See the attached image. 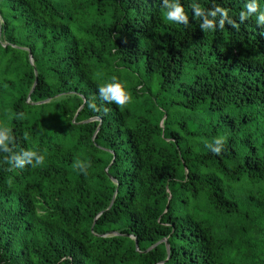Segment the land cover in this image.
Segmentation results:
<instances>
[{
	"label": "trees",
	"instance_id": "1",
	"mask_svg": "<svg viewBox=\"0 0 264 264\" xmlns=\"http://www.w3.org/2000/svg\"><path fill=\"white\" fill-rule=\"evenodd\" d=\"M0 20V264H264V0Z\"/></svg>",
	"mask_w": 264,
	"mask_h": 264
},
{
	"label": "water",
	"instance_id": "2",
	"mask_svg": "<svg viewBox=\"0 0 264 264\" xmlns=\"http://www.w3.org/2000/svg\"><path fill=\"white\" fill-rule=\"evenodd\" d=\"M0 24H1V20H0ZM29 61H30V64L31 65H33V59H32V56H31V54L29 53ZM34 73H35V76H36V71L34 70ZM35 84H36V80H35V82H34V85H33V87L35 86ZM33 90V89H32ZM32 92V91H31ZM31 94V93H30ZM29 97V96H28ZM98 130V129H97ZM105 172L107 173V169H105ZM108 175V174H107ZM109 176V175H108ZM109 178L113 181V182H115V180L113 179V178H111L110 176H109ZM115 196V195H114ZM111 207V206H110ZM109 207V208H110ZM102 213H100L99 215H101ZM112 235H119L117 232H113V233H111ZM134 240H135V246H136V250L138 251V243H137V240L134 238ZM160 243H165V245H166V249H167V255H169V244H168V242H167V240L166 239H163V240H161V241H159L157 244H155V245H153L152 247H150L148 250H147V252L148 251H150V250H152L153 248H155L158 244H160ZM160 264H162V263H160Z\"/></svg>",
	"mask_w": 264,
	"mask_h": 264
}]
</instances>
